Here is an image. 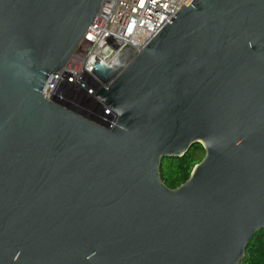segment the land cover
Wrapping results in <instances>:
<instances>
[{
  "label": "water",
  "instance_id": "water-1",
  "mask_svg": "<svg viewBox=\"0 0 264 264\" xmlns=\"http://www.w3.org/2000/svg\"><path fill=\"white\" fill-rule=\"evenodd\" d=\"M101 2L0 0V264H239L264 228V0H192L95 62L110 126L43 97Z\"/></svg>",
  "mask_w": 264,
  "mask_h": 264
},
{
  "label": "built area",
  "instance_id": "built-area-1",
  "mask_svg": "<svg viewBox=\"0 0 264 264\" xmlns=\"http://www.w3.org/2000/svg\"><path fill=\"white\" fill-rule=\"evenodd\" d=\"M191 1L102 0L78 47L52 76L43 97L110 126V111L100 112L102 105L94 97L92 65L109 62L123 47L143 49L182 4L187 6Z\"/></svg>",
  "mask_w": 264,
  "mask_h": 264
},
{
  "label": "trees",
  "instance_id": "trees-1",
  "mask_svg": "<svg viewBox=\"0 0 264 264\" xmlns=\"http://www.w3.org/2000/svg\"><path fill=\"white\" fill-rule=\"evenodd\" d=\"M203 153L201 145L195 144L180 157L163 158L161 169H159L163 183L172 189L178 187L187 179L193 166L202 158ZM239 264H264V228L254 232Z\"/></svg>",
  "mask_w": 264,
  "mask_h": 264
},
{
  "label": "bare ground",
  "instance_id": "bare-ground-1",
  "mask_svg": "<svg viewBox=\"0 0 264 264\" xmlns=\"http://www.w3.org/2000/svg\"><path fill=\"white\" fill-rule=\"evenodd\" d=\"M91 85V84H90Z\"/></svg>",
  "mask_w": 264,
  "mask_h": 264
}]
</instances>
